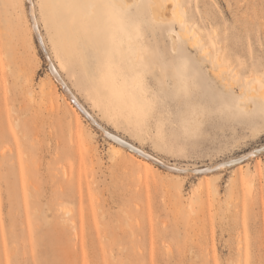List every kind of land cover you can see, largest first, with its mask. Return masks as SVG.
Returning <instances> with one entry per match:
<instances>
[{
	"label": "rangeland",
	"instance_id": "374dc122",
	"mask_svg": "<svg viewBox=\"0 0 264 264\" xmlns=\"http://www.w3.org/2000/svg\"><path fill=\"white\" fill-rule=\"evenodd\" d=\"M180 3L186 6L187 29L197 39L195 47L185 38L178 46L203 88L211 84L226 103L225 81L243 71L242 64L256 78L264 74V0ZM218 11L238 16L241 27L225 29ZM173 32L178 34L179 26L158 32L151 44L171 50ZM117 39H123L126 54L130 39L136 47L134 37ZM44 42L25 29L6 31L0 8V54L5 57L0 67V264H239L247 259L249 244L259 260L264 157L191 172L249 153L230 150L243 129L228 113L202 115L194 136L186 134L180 118L163 116L166 122L154 121L143 131L145 143L134 121L118 118L99 82L80 65H101L103 38L94 31L78 38L69 32L55 51ZM209 49L210 55L200 54ZM254 86L258 94L259 84ZM110 143L119 146L120 155H111ZM150 158L189 170L169 171ZM209 181H214L211 187Z\"/></svg>",
	"mask_w": 264,
	"mask_h": 264
},
{
	"label": "snow or ice",
	"instance_id": "6c2138e0",
	"mask_svg": "<svg viewBox=\"0 0 264 264\" xmlns=\"http://www.w3.org/2000/svg\"><path fill=\"white\" fill-rule=\"evenodd\" d=\"M215 7L219 9L220 6ZM0 8L4 9L6 31L25 29L33 35L38 32L40 43L48 40L54 51L69 32L77 38L81 32L88 31L102 37L103 60L97 77L100 91L116 108L119 119L134 121L145 143L149 141L143 131L152 127L154 121H162L163 116L180 118L186 134L194 136L199 132L202 115L227 112L243 129L242 136L235 140L230 150L247 148L250 156L264 157V148L260 147L264 144V74L256 78L242 64L243 71L233 72V79L225 81V94L229 97L226 103L218 99L217 90L211 84L203 88L187 53L178 46V40L183 38L188 26L186 6L180 0H4ZM231 8L229 4L228 10ZM218 16L225 29L239 28L243 23L238 16L226 17L224 11H218ZM177 26L180 32L172 33L177 39L173 40L171 50L166 45L151 44L152 37L158 32H172ZM125 36L134 37L137 42L133 49L129 40L127 54L123 39L119 42L117 39ZM215 47V44L211 45V48ZM210 52L209 49L201 54L210 55ZM4 60V55L0 54V67ZM57 60L63 66L64 60L58 51ZM254 84H259L258 94H253L256 92ZM157 133L160 134L159 128ZM154 147L160 150V146ZM261 169L264 170V160ZM228 183L231 187L232 180ZM213 184L214 181H209L210 187ZM8 264L12 262L8 261ZM216 264L221 261L217 260ZM226 264L237 262L229 260ZM239 264H264V249L256 260L249 244L247 259Z\"/></svg>",
	"mask_w": 264,
	"mask_h": 264
},
{
	"label": "bare ground",
	"instance_id": "6f19581e",
	"mask_svg": "<svg viewBox=\"0 0 264 264\" xmlns=\"http://www.w3.org/2000/svg\"><path fill=\"white\" fill-rule=\"evenodd\" d=\"M127 2H134V0H127ZM192 34H193V33H192V30H188V29L186 28V30H185V32H184V35H183V38H185V39L188 41V43H189L190 45L195 44V39H197V37L194 39L195 34H194V36H193ZM40 35H41V34L37 32V37H38V40H39V41H40ZM169 36L171 37L172 40H174V39L176 38V36H174L172 33H170ZM196 43H197V42H196ZM61 44H62V43H61ZM44 45H45V42H44ZM193 46H194V45H193ZM58 47H60V44L58 45ZM202 51H205V50H201V53H202ZM201 53H200V54H201ZM201 55H202V54H201ZM202 56H205V55H202ZM48 58H49V57H48ZM82 59H83V56H81L80 60L82 61ZM49 60H50V59H49ZM83 61H84V59H83ZM80 65H81V67H82V69H83L85 75H87V76L89 77L90 80H92V77H93L94 80L96 79L97 82H98L97 77H98L99 68H100L99 63L96 62V63H95L96 66H95V67L91 66V64H88L87 62H86V63H82V64H80ZM95 68H96V69H95ZM50 70H51L52 74L56 77V79H57V80H60V76H59V74H58V71L55 69V67H54L53 64H51V63H50ZM220 71H221V70H220ZM220 71H216V72H215L216 77H219V76H220ZM254 87H255V86H254ZM29 95H31L30 92H29ZM31 96H32V95H31ZM94 123H95V122H94ZM94 125L97 126V127H99V128H101L102 131L105 133V135L109 137V135H108V133H107V131H106L105 129H103V128H102L100 125H98L97 123H95ZM108 150H109V152L111 153V155H112L113 157H116V156L120 155V153H121V149L119 148V146L117 147V146H115L114 144H111V143H110V145H109ZM250 157H252V156H250L249 153H248V154L242 156V157L239 158V159H234V160H231V161H228V162H223V163H220V164L215 165V166H209V167H206V169H192L191 172H194V173L202 172L203 174H204V173H207V172H212V171H215V170H217V169H221L222 167L225 166V164H228V165L230 164V165H232V164H235V163H237V162H239V161H241V160H247V159L250 158ZM149 161H151V162H153V163H157V164L161 165L162 167H164L165 169H167V170H169V171H182V172H184V171H186V170H189V169H187V168H185V169L177 168V167L172 166V165H169V164H167V163H165V162H159V161H157V160H155V159H153V158H150ZM145 162H146V161H142L143 164H146ZM228 165H227V166H228ZM230 165H229V166H230ZM225 167H226V166H225ZM213 190H214V189H213ZM188 206H189V205H188ZM176 207H177V206H176ZM189 208L191 209V211H190V210H189V211L192 212L191 204H190ZM177 209H178V208H176V210H177ZM178 210H179V209H178ZM66 220H68V219H66ZM62 224L65 225V227H69V226H68L69 224H70V226H71V222L67 224L66 221H63Z\"/></svg>",
	"mask_w": 264,
	"mask_h": 264
}]
</instances>
